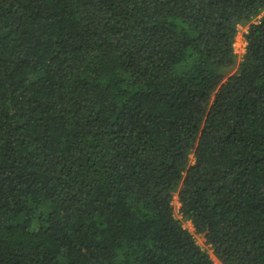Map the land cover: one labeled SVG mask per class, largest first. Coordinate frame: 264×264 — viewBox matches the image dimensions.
I'll use <instances>...</instances> for the list:
<instances>
[{"label": "trees", "instance_id": "16d2710c", "mask_svg": "<svg viewBox=\"0 0 264 264\" xmlns=\"http://www.w3.org/2000/svg\"><path fill=\"white\" fill-rule=\"evenodd\" d=\"M183 221L264 264V0H0V264H216Z\"/></svg>", "mask_w": 264, "mask_h": 264}, {"label": "rangeland", "instance_id": "374dc122", "mask_svg": "<svg viewBox=\"0 0 264 264\" xmlns=\"http://www.w3.org/2000/svg\"><path fill=\"white\" fill-rule=\"evenodd\" d=\"M246 30H247V25H241V26H239V32H238V34L236 36V41H235L234 46H235V51L237 53V60L238 61L241 59V56H242V54L244 53V50H245V40H244L243 34L246 32ZM190 158H191L190 159L191 162H193V159L194 158H193L192 155L190 156ZM178 208H179V204H178V201H177V199L175 197L174 198V214H175V217L180 218V213L178 212ZM183 225L190 230V232L195 237L196 242L199 244V246L201 248L205 249L208 252V254L214 260V262L216 264H220L218 262V260L214 257V255L212 253V250L209 247V245L205 242L204 235H202V234H195L194 231H193V226L190 223V221H183ZM36 227H37V225H34L33 226V230H35Z\"/></svg>", "mask_w": 264, "mask_h": 264}]
</instances>
